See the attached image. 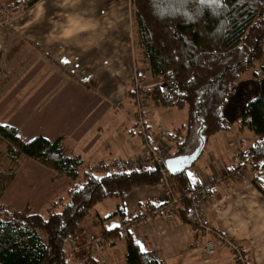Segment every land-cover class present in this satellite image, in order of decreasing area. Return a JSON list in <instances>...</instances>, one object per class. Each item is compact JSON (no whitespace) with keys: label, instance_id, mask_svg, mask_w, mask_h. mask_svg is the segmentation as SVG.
Returning <instances> with one entry per match:
<instances>
[{"label":"crops","instance_id":"obj_1","mask_svg":"<svg viewBox=\"0 0 264 264\" xmlns=\"http://www.w3.org/2000/svg\"><path fill=\"white\" fill-rule=\"evenodd\" d=\"M4 1L7 5L18 2ZM122 1L124 4L120 0H79L74 7H61V0H43L44 12L39 17L37 5L41 1L23 13L13 7L20 16L7 28L19 30V36L0 29L1 126L15 128L23 143L36 137L50 142L62 138L64 147L89 168L142 153L141 140L130 122L132 90L138 83L150 92L156 83L135 68L129 0ZM66 29L70 36L63 35ZM150 111L146 112L150 125L155 124L154 116L161 119L168 132L176 130L175 108ZM185 121L186 113L177 128H183ZM230 135L218 133L208 139L196 167L190 171V185L233 167L227 147ZM32 166L40 170L29 161L27 168ZM21 173L10 183V194L16 184L20 186ZM44 175L39 183L46 191L39 198L40 204L69 184L66 178L51 181L50 174ZM107 200L112 201L111 206L102 204L101 210L111 218L101 225L98 222L100 234L102 229L128 223L131 230L127 236L135 243L139 240L143 252H154L163 264H242L216 243L215 233L208 237L216 244L214 255L204 254L203 233L188 223L187 211L163 215L159 186L139 187ZM36 209L32 211L38 213ZM205 215L214 232L240 245L244 264H264V195L254 184L227 180L209 188ZM96 216L97 221L103 219L98 213ZM80 227L79 231L87 230ZM102 239V263L124 264L125 239Z\"/></svg>","mask_w":264,"mask_h":264},{"label":"trees","instance_id":"obj_2","mask_svg":"<svg viewBox=\"0 0 264 264\" xmlns=\"http://www.w3.org/2000/svg\"><path fill=\"white\" fill-rule=\"evenodd\" d=\"M36 1L20 0L15 6L29 8ZM130 3L144 69L157 82L149 95L157 107L186 113L183 138L174 142L170 157L187 156L196 149L200 125L205 143L212 135L232 130L224 109L240 75L261 60L257 68V93L240 107L236 119L240 128L253 135L248 155L262 179L256 176L252 184L264 195V0L217 3L130 0ZM1 57L0 47V63ZM62 142V138L50 142L36 137L23 143L15 128L0 125V144L10 156L22 155L35 161L50 170L53 179L75 180L81 173L80 181L72 182L65 197L57 200L60 209L47 213L46 217L31 213L27 207L16 211L0 202V264H100L92 256L81 262L68 257V249L78 240L79 223L106 199L160 184L156 171L95 175ZM171 179L176 195L192 184L184 171L171 175ZM178 206L179 212L187 211L185 201ZM101 234L105 240L119 237L117 227L102 229ZM124 245V264H163L154 252L139 251L127 235Z\"/></svg>","mask_w":264,"mask_h":264},{"label":"rangeland","instance_id":"obj_3","mask_svg":"<svg viewBox=\"0 0 264 264\" xmlns=\"http://www.w3.org/2000/svg\"><path fill=\"white\" fill-rule=\"evenodd\" d=\"M18 1H20V0H18ZM40 1L41 0L36 1L31 7H33L35 4H37ZM120 1L122 2V4H124V2L122 0H120ZM15 4L13 3V4L7 5L4 0H0V5L2 6V8L0 9V29H5L10 34L13 33V35L19 36V34H18V33H20L19 30L18 31L14 30L12 32L11 30H9L7 28V26L11 22L15 21L17 17L20 16L19 12L23 13V11L28 10L30 7L27 8L24 5H19V4H18V6L17 5L15 6ZM128 5H129L128 9H129V13H130L129 14L130 23L132 24V45L136 51V57L134 60V64H135V68L139 69L142 72V74H144V76H145L147 74V72L145 71V69H144L145 65L142 62V58H143L142 57V50L137 43L136 26H135V24L133 22V18H132V6L130 3V0H129ZM13 7H18L19 12L17 10L14 11ZM263 51H264V49H263ZM263 57H264V55H263ZM260 63H261V60L256 61L250 70L244 72L238 78L235 89L233 90V93L229 99V102L224 109L225 119L232 126V130L228 131V132H222V133H229V134L231 133L232 136L234 135V137H232L230 135L227 138V147L229 148L230 154H231L229 164L232 163L233 166L243 169V177L244 178L243 179H234V180H237V181L248 180L250 183H252V179L254 177L258 176L257 175L258 173L253 168V163L251 162L250 157L248 155V148L251 145V143L253 142V136H251V133H249L247 129H246L247 131L244 132L243 129H245V128L239 127V124H238L236 117L238 115L240 107L242 105H244L247 102V100H250L253 97H255V95L257 93V90H258V88H257V78H258L257 68H258ZM137 71L138 70H136V73H137ZM146 76L148 79L151 78V77L149 78L148 74ZM152 79L150 80L151 82L153 81L154 84L157 83L156 79H153V80ZM134 86H133V88H134ZM146 96H147V98H145L146 103H144V111L145 112L150 113L151 112L150 110H152L153 108H156L159 110L165 109V112H166V110L168 108L157 107L154 104L151 96L149 95V92H146ZM134 105H135V101H134V95H133L132 100H131V107H132L131 108L132 110L130 112L131 117L133 115V110L135 109ZM180 111L181 110H176V109L174 111L177 114L176 124L174 123V125L176 126V130H172L171 131L172 133L169 132L170 135H168V137H166L165 140L161 142V145L167 146V148L170 147L169 148L170 154H172V151L174 150V147H173L174 142L177 140H182L183 135H184L183 128H177L178 125L181 122L183 123V120L185 119V112L184 111L180 112ZM153 118H155L156 121H154V122L157 125H160L162 127V129L167 131V129L165 128V126L161 122L160 118L157 119L154 116H153ZM131 121H132V118H131L130 122ZM175 131H176V133H175ZM208 139H207V141H208ZM141 143H143V142H141ZM142 146H143V144H142ZM204 150H205V145L203 148V152H204ZM142 152H144V150ZM203 152H202V154H203ZM29 161L32 162L34 165H37L40 168V170L36 169V167L34 168L33 166L30 169H28L27 166H28ZM197 162L198 161H196L189 169L185 170L184 174L188 175V173L196 167ZM95 165H99V163L93 164V166H95ZM20 172H22L21 173L22 177L20 178V186L16 184V186L12 189L13 190L12 194H10V192L8 190L9 185H11L10 183L12 182L14 177L16 175H18ZM46 172H48V173H46ZM49 172H51V171L48 170L47 168L39 165L35 161L28 159L22 155H17L14 157L10 156L9 154L6 153V148L0 144V202L6 206L13 208L16 211H21L25 207H27L30 209L31 213H35L32 210L36 211L37 210L36 208H39L37 212L40 215H42V217H46L47 213H49L51 211H58L60 209V207H59L60 204H57V202L65 197V192L71 186L72 182L80 181L81 173L78 174V176L75 180H70V179L66 178L69 180L68 181L69 184H67L66 186L64 184L63 187L59 188L56 191L57 193L53 192L52 196L49 199H47L44 204L43 203L40 204L41 201L39 198L42 196L43 192L46 191V189L43 188L42 184L39 183V182L43 181V179L45 177L44 174H46V175L50 174L49 179L51 181L57 180V179H53V173L52 172L49 173ZM258 178L260 180L262 179L261 176H258ZM58 179H61V178H58ZM262 183L264 184L263 181H262ZM171 184H172V179H171ZM59 185H61V184H59ZM59 185H56L55 187L53 186V188H56ZM30 190H33V191L30 192ZM57 197L60 198L58 201H57ZM102 202L96 204L93 207V209L89 212V215H87L79 223V225L81 227H84L85 230L86 229L87 230L85 232L77 230V239L78 240L73 247L74 250H73V248L68 249V257L70 259L74 260V258H78V259H80V262H81V261H85L90 255L92 257H95L100 264H103L102 261L104 258L100 254V252L102 249L101 244H103L104 242L102 243L103 239H102V235L100 234V229L98 228V225H97L99 223L97 221L96 214L98 213L99 217H101L103 219L105 217H107L108 212L101 210L102 204H106L107 206L110 204L109 206H111L110 202H112V201L107 200V201H102ZM38 204H40V205H38ZM36 205H38V206H36ZM38 213H36V214H38ZM102 223L100 222V225ZM92 232H94V233H92ZM97 239H99V240L101 239V241L99 242ZM89 243L92 244L91 247H90Z\"/></svg>","mask_w":264,"mask_h":264},{"label":"built area","instance_id":"obj_4","mask_svg":"<svg viewBox=\"0 0 264 264\" xmlns=\"http://www.w3.org/2000/svg\"><path fill=\"white\" fill-rule=\"evenodd\" d=\"M1 8L2 6L0 5V9ZM132 91L135 109L133 110L131 123L137 136L140 138L141 142H143L144 152L130 158L117 159L106 164L95 165L91 168V171L98 176L143 171L158 172L160 176L159 188L163 197V215L168 216L177 214L179 202L182 200L185 201L187 203L188 223L203 233V253L208 256L214 255L216 244L208 237L215 233L214 240L216 243L229 251L233 255L235 261L244 264L246 261L241 255L240 245H238L233 238L214 232L208 224L205 215L207 190L227 180L243 179V169L233 166L223 170L219 174H212L200 178L196 185L188 186L179 195L174 194L171 184V174L167 171L165 165L166 160L170 158V147L167 148V146L161 145V142L170 134L156 123L154 125L148 123L146 112L144 111V103H146L145 98H147V91L144 87L137 83ZM130 230L131 227L128 223L119 226L117 228L119 238L125 239Z\"/></svg>","mask_w":264,"mask_h":264},{"label":"water","instance_id":"obj_5","mask_svg":"<svg viewBox=\"0 0 264 264\" xmlns=\"http://www.w3.org/2000/svg\"><path fill=\"white\" fill-rule=\"evenodd\" d=\"M200 131L201 125L196 131L198 146L191 154L183 157H170L166 160V169L171 175L181 174L183 171L189 169L201 155L205 145V139L200 135ZM168 161H175V163L169 164Z\"/></svg>","mask_w":264,"mask_h":264},{"label":"clouds","instance_id":"obj_6","mask_svg":"<svg viewBox=\"0 0 264 264\" xmlns=\"http://www.w3.org/2000/svg\"><path fill=\"white\" fill-rule=\"evenodd\" d=\"M42 3H43V0H41V3L37 5V8H38V12H37V16H42L43 15V12H44V9L42 7ZM79 3V0H61V3H60V6L61 7H74L76 4ZM69 21H72V17H69L68 18ZM91 26H95V25H91ZM63 35L64 36H70L71 35V32L69 30H65L63 32Z\"/></svg>","mask_w":264,"mask_h":264},{"label":"snow or ice","instance_id":"obj_7","mask_svg":"<svg viewBox=\"0 0 264 264\" xmlns=\"http://www.w3.org/2000/svg\"><path fill=\"white\" fill-rule=\"evenodd\" d=\"M201 2L203 3V0H201ZM211 2H212V3H217L218 0H211ZM62 62H63L64 64H68V63H69L68 60H63ZM168 163H169V164H171V163H175V161H168ZM262 163H264V162H262ZM188 176H189V178H191V177L193 176V174H192L191 172H189V173H188ZM112 227H118V225H113ZM136 243H137V245H139V251H141V252L145 251L144 246L141 244V242H140L139 240H137Z\"/></svg>","mask_w":264,"mask_h":264}]
</instances>
